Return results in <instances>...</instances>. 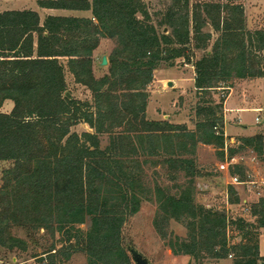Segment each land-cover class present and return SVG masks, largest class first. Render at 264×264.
Here are the masks:
<instances>
[{"label": "trees", "instance_id": "trees-1", "mask_svg": "<svg viewBox=\"0 0 264 264\" xmlns=\"http://www.w3.org/2000/svg\"><path fill=\"white\" fill-rule=\"evenodd\" d=\"M167 1L156 19L141 0H36L39 9L90 12L89 18L46 16L42 23L31 10L0 12V108L12 103L0 113V162L11 163L1 176V247L24 249L25 242L10 235L14 227L59 236V247L53 243L34 256L39 264L67 261L75 252L86 264H132L121 230L148 192L143 166L162 163L186 178L175 194L156 185L153 191V225L161 239L169 236L171 220L186 231L185 238L167 239L172 255L197 263L230 256L231 264H264V197L249 207L253 221L194 200L197 144L216 148L220 160L235 153L229 149L225 156L223 123L216 117L223 99L198 107L202 120L193 131L145 118L153 72L177 59L188 63L192 50L204 51L192 64L197 94L229 90L232 79L264 78V30H247L243 0ZM103 39L114 48L107 73L95 78L93 53ZM66 73L91 101L65 96ZM78 123L91 132H71ZM238 142V148L264 152L260 134ZM227 192L228 203L238 204L235 190ZM87 220L83 232L79 226Z\"/></svg>", "mask_w": 264, "mask_h": 264}, {"label": "rangeland", "instance_id": "rangeland-1", "mask_svg": "<svg viewBox=\"0 0 264 264\" xmlns=\"http://www.w3.org/2000/svg\"><path fill=\"white\" fill-rule=\"evenodd\" d=\"M147 7L153 19L156 15L163 13L169 5L167 0H141ZM194 0H190L192 3ZM246 28L249 31L264 30V0H243ZM7 10H31L39 13V18L44 17L45 12L40 11L36 0H0V12ZM163 29V32L166 30ZM206 30V29H205ZM114 42L103 39L93 53V75L100 78L107 73V65L100 66L103 56L108 59ZM209 50V48H207ZM204 51L192 50L189 52V62L177 59L173 66L162 65L153 72L152 82L147 86L148 93L145 118L149 121L167 122L172 125H181L189 131L194 130V124L202 120L197 115L198 107H214L219 99H223L221 112H216V117L221 118L225 124L227 150L234 149L235 153L231 159L220 160L217 150L213 146L197 144L195 149V165L199 176L194 179V200L197 204L217 210L224 211L232 219L241 217L247 221H253L250 217L249 207L259 198L264 197V152L257 155L250 148H238V135L260 134L264 138V112L252 111L253 108L264 109V81L257 79L238 80L232 79L228 84L233 89L220 88L205 94H197L193 87L192 64L201 58ZM108 62V61H107ZM67 94L69 97L79 101H91L88 90L74 84L69 73L65 74ZM229 98L227 107L240 108V112L227 113L224 109V101ZM11 102L4 104L3 109L9 108ZM218 111V109H216ZM239 120V123H238ZM76 134L91 132L83 123H78L70 130ZM106 136L101 137V146H105ZM227 163V172L220 170V164ZM242 167L240 174L234 167ZM11 163L0 162V186L2 171L9 168ZM234 172L233 174L231 172ZM144 185L147 193L140 204L139 211L129 217L121 230L122 244L127 249H133L139 253L149 264H231V257L225 260L214 261L203 259L199 263L188 256H174L166 245L170 237L185 238V228L169 221L166 226L167 237L162 240L158 235L153 221L157 213V202L154 195V186H159L176 193L179 186L186 182L182 172L170 171L165 165L147 164L143 166ZM231 177H236L239 184H232ZM243 177V178H240ZM228 187H232L239 202L236 205L228 203ZM227 203V204H226ZM248 210V211H246ZM89 226L87 220L79 229L85 232ZM10 235L25 242L24 249L20 246L11 250L0 246V264H39L37 258L49 245L55 243L59 247L57 234L54 238L39 231L34 235L26 233L20 228H12ZM260 233H264L261 230ZM261 254L264 255V236L260 241ZM56 264H86V256L81 252H75L67 261L57 260ZM133 264V263H132Z\"/></svg>", "mask_w": 264, "mask_h": 264}, {"label": "crops", "instance_id": "crops-1", "mask_svg": "<svg viewBox=\"0 0 264 264\" xmlns=\"http://www.w3.org/2000/svg\"><path fill=\"white\" fill-rule=\"evenodd\" d=\"M40 11L45 12V15H44L43 18H41L40 23H42L43 19L46 16L83 17V18H89L90 17V12L67 11V10H48V9H40ZM37 14L39 15V13H37ZM257 80H259V82H260V80L264 81V78H260V79H257ZM230 89H233V88H230ZM229 98H230V96H228V98L224 101V107H225L224 110L227 113H231L233 111L234 112L242 111V109H240V108L227 107L228 103H229ZM7 102H10V101H5L3 103V105L0 108V113H8L11 110L12 103H11V106L9 108L3 109L4 104H6ZM251 110L252 111H258V110H260V108H253ZM152 121H159V119L152 120ZM238 123H239V120H238ZM225 124H226V122L224 123V135L227 137V135L225 134ZM238 136L243 138V137H252L254 135H248V136L247 135L246 136L245 135H238ZM236 195H238V194H236ZM262 236H264V233H262V234L260 233V236H259V254H260V256L264 257V255L261 254V248H260L261 247L260 241L262 239Z\"/></svg>", "mask_w": 264, "mask_h": 264}, {"label": "water", "instance_id": "water-1", "mask_svg": "<svg viewBox=\"0 0 264 264\" xmlns=\"http://www.w3.org/2000/svg\"><path fill=\"white\" fill-rule=\"evenodd\" d=\"M165 31V30H164ZM108 64L107 59L105 56H103L100 60V66L105 67ZM65 96L68 98L69 95L66 93ZM130 256L132 258V261L134 264H149L146 259H144L139 253H137L135 250L130 249L129 250ZM190 264V263H188Z\"/></svg>", "mask_w": 264, "mask_h": 264}, {"label": "built area", "instance_id": "built-area-1", "mask_svg": "<svg viewBox=\"0 0 264 264\" xmlns=\"http://www.w3.org/2000/svg\"><path fill=\"white\" fill-rule=\"evenodd\" d=\"M259 112H264V109H260ZM214 131H215L216 134H218V130H217L216 127L214 128ZM226 141L227 140H225L224 152H226V150H227V143H226ZM225 160H227V159L225 158ZM219 169L220 170H225L227 172V163L225 162L224 164H220ZM230 179H231V183L232 184H234V185L235 184H239V181H238V179L236 177H231ZM246 211H248V210H246Z\"/></svg>", "mask_w": 264, "mask_h": 264}]
</instances>
